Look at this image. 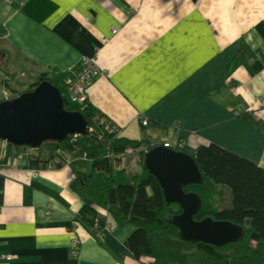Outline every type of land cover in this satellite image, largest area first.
<instances>
[{"label": "crops", "instance_id": "0c3cea01", "mask_svg": "<svg viewBox=\"0 0 264 264\" xmlns=\"http://www.w3.org/2000/svg\"><path fill=\"white\" fill-rule=\"evenodd\" d=\"M87 56L105 72L88 101L120 136L213 143L264 168V0L0 1V99L42 75L64 87ZM20 151L0 141V254H15L0 264H195L193 245L161 232L136 258L134 225L89 195L91 160L32 177ZM126 157L139 176L137 154ZM93 224L115 228L98 240Z\"/></svg>", "mask_w": 264, "mask_h": 264}, {"label": "trees", "instance_id": "16d2710c", "mask_svg": "<svg viewBox=\"0 0 264 264\" xmlns=\"http://www.w3.org/2000/svg\"><path fill=\"white\" fill-rule=\"evenodd\" d=\"M79 69L80 66L70 70L68 75ZM45 79L48 78L42 75L29 90ZM58 89L64 99V108L82 113L95 127V132L54 141L57 148L45 152H50L52 157L57 152L53 150L60 148L74 155L84 154L91 160L93 173L89 179V195L97 204L113 206L112 211L134 225L135 230L125 244L136 258L152 254L149 236L161 232L193 245L196 251L192 262L195 264H264L263 167L213 143L201 144L193 150L180 148L194 159L201 174L200 182L183 187L184 192H194L200 199L193 219L210 217L230 221L242 228L241 237L220 246L183 240L179 237L178 229L166 220L167 215L180 212V208L165 201L156 177L143 166V154L137 151L139 141L104 131V125L96 119L102 113L88 100L82 105L71 103L65 96V88L60 86ZM126 148L134 149V154L139 157V176H130L121 168L124 157L121 153ZM37 150L43 151L42 145ZM42 151L33 161L28 160L34 165L50 160L51 157L41 155ZM224 188L230 189L231 204L221 208Z\"/></svg>", "mask_w": 264, "mask_h": 264}, {"label": "water", "instance_id": "95a60500", "mask_svg": "<svg viewBox=\"0 0 264 264\" xmlns=\"http://www.w3.org/2000/svg\"><path fill=\"white\" fill-rule=\"evenodd\" d=\"M89 128L82 113L64 108L59 89L48 80L0 101V140L15 146L38 149L45 141L87 134ZM143 166L156 177L165 201L180 208L166 220L178 229L181 239L220 246L241 237L242 228L230 221L193 219L200 199L194 192H184L183 187L200 182L201 174L190 155L155 144L143 154Z\"/></svg>", "mask_w": 264, "mask_h": 264}, {"label": "built area", "instance_id": "2783aa9c", "mask_svg": "<svg viewBox=\"0 0 264 264\" xmlns=\"http://www.w3.org/2000/svg\"><path fill=\"white\" fill-rule=\"evenodd\" d=\"M0 1L5 2V3H11L12 2V0H0ZM94 64L95 63L93 62L92 58L84 57L81 60V65H80L79 71L71 73L68 76H66V78L64 80V84L66 86L65 90L68 93L72 103L82 105L85 102H87V100H88V88H89V85L91 83L90 80L97 73L96 67ZM96 119H98L100 123L105 125L104 126L105 129H108L107 131L109 133L117 134L118 130L116 129V126L108 123L109 120H107L105 117L96 116ZM142 123L146 124L147 120L144 119L142 121ZM0 141H2V140H0ZM4 142L5 141H3V143ZM163 145L165 147H172V149L183 147V143L180 141H176L175 143L164 142ZM146 148L149 149V145L142 147V149L144 151H146ZM138 150L139 149H137V151ZM24 151H25L24 155H29V153L31 154V151H29V148H25ZM134 151L135 150L132 148H127L123 153H121V155L122 156L130 155V154H133ZM57 153H60V152L57 151ZM50 166H51V164H45V165L40 166L39 168H41V167L48 168ZM36 169L37 168L30 169L31 170L30 172H34V174H40L41 171H36ZM114 228L115 227L113 225H106V226H102V227H97L96 224H93L91 227V234L96 239L103 240L106 232L112 231ZM78 243H79L78 239L73 240L74 248L78 247ZM0 258H3L4 261L12 260L15 258V254H0Z\"/></svg>", "mask_w": 264, "mask_h": 264}, {"label": "rangeland", "instance_id": "374dc122", "mask_svg": "<svg viewBox=\"0 0 264 264\" xmlns=\"http://www.w3.org/2000/svg\"><path fill=\"white\" fill-rule=\"evenodd\" d=\"M13 1V0H12ZM113 32H115L116 30L115 29H113L112 30ZM87 58H91V57H89V56H87ZM93 60V59H92ZM81 65V61L79 62V64H78V66H80ZM95 65V64H94ZM95 67H96V71H97V73L93 76V78L90 80V82H92L96 77H98L99 75H104L105 74V72H103V71H100V69L95 65ZM72 73H74V72H72ZM104 73V74H103ZM45 80H48V79H45ZM38 81V80H37ZM36 81V82H37ZM48 81H50V80H48ZM35 82V83H36ZM51 82V81H50ZM52 83V82H51ZM34 84V83H33ZM32 84V85H33ZM53 84V83H52ZM36 86V85H35ZM34 86V87H35ZM56 86V85H55ZM57 87V86H56ZM31 88V87H30ZM32 88H33V86H32ZM58 88V87H57ZM64 88H66V86H65V84H64ZM26 91H28V90H26ZM24 92V91H23ZM22 93V92H21ZM21 93H19V94H21ZM8 94V93H7ZM18 94V95H19ZM65 96H66V98L68 99V101L69 102H71L72 103V101L70 100V97H69V95H68V93L66 92V90H65ZM63 98V97H62ZM8 99V98H7ZM4 100V99H3ZM64 100V99H63ZM2 101V100H1ZM63 103H64V101H63ZM100 117L101 116H103L104 117V115L103 114H101V115H99ZM90 123V122H89ZM108 123H110V124H112V125H115L112 121H108ZM104 125V124H103ZM105 126V125H104ZM111 126V125H110ZM116 129L118 130V132H117V134L116 135H120V130H119V127H116ZM95 127L93 126V125H91V123H90V128H89V131H88V133L87 134H89V133H94L95 131ZM106 130H108V129H104V131H106ZM109 134H111L112 135V133H109ZM77 135H81V134H73V135H70V136H72V137H76ZM70 136H68V137H70ZM72 140L73 139H75V138H71ZM180 142H182L181 140H179ZM176 142V141H175ZM1 143H3V141H1ZM5 143V142H4ZM7 143V142H6ZM164 143V142H163ZM163 143H158V145H162V146H164L163 145ZM183 143V142H182ZM10 144V143H9ZM42 145V149L44 150V149H46V152H48L49 150H51V149H53V148H57V147H55L56 146V144L54 143V141H45L44 143H42L41 144ZM153 145H155V144H153ZM153 145H149V148L151 147V146H153ZM157 145V144H156ZM17 147H21V149H24L25 150V148H28V147H26V146H17ZM165 147V146H164ZM183 147H185L184 146V143H183ZM40 148V147H39ZM38 148V149H39ZM148 148V147H147ZM146 148V151L148 150ZM167 148H170V149H172V147H167ZM30 149H32V148H29V151H30ZM127 149V148H126ZM126 149H124V151L126 150ZM180 148H174V150H176V151H180L179 150ZM32 150H34V149H32ZM53 151H59L60 153H55V154H53V156L51 157V155H49L48 153H46L45 152V150L44 151H42V156H48L49 155V157H51V159L50 160H47L45 163H40V164H38L36 167H34V168H32V169H35V168H37L36 169V171H46V170H53V169H55V168H57L58 166H56V164H60V166H62V165H64V164H68V163H70V159H72V158H83V159H88V160H90L88 157H86L84 154H80V155H74V154H72V153H70V152H64L63 150H61L60 148H58V149H54ZM63 151V152H62ZM138 151H141L142 152V154H144L146 151H144L143 149H142V146L140 145V147H139V150ZM32 152L33 151H31V154L29 153V155H24L25 154V151H20L19 152V158H27V159H30V161H33V159L35 158V157H37L39 154L38 153H35V154H32ZM48 154V155H47ZM133 155H135L134 153H133ZM130 158H124V161H123V163L121 164V168H124L125 170H126V173L129 175V173H130V169H128V166H127V163H125L126 161H128ZM53 163V164H52ZM45 164H51V166L50 167H48V168H44V167H41V168H39L40 166H42V165H45ZM62 164V165H61ZM59 166V167H60ZM39 168V169H38ZM14 169H20V168H14ZM25 171V173H26V175H28V176H32V177H37L39 174H34V172H30L31 170L30 169H27L26 168V170H24ZM131 174V173H130ZM132 175V174H131ZM130 175V176H131ZM133 176V175H132ZM222 204L220 205L221 206V208L222 207H226V206H230V204H231V192H230V189L229 188H224V196H223V198H222ZM246 226L248 227L249 226V219H247L246 220ZM2 254H8V253H2ZM0 261H4V259L3 258H0ZM9 261V260H8Z\"/></svg>", "mask_w": 264, "mask_h": 264}]
</instances>
